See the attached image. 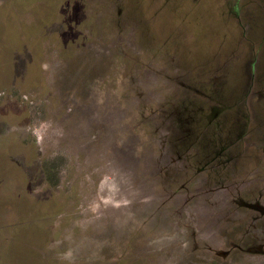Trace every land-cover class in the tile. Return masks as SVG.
<instances>
[{"label": "rangeland", "instance_id": "rangeland-1", "mask_svg": "<svg viewBox=\"0 0 264 264\" xmlns=\"http://www.w3.org/2000/svg\"><path fill=\"white\" fill-rule=\"evenodd\" d=\"M0 264H264V0H0Z\"/></svg>", "mask_w": 264, "mask_h": 264}]
</instances>
